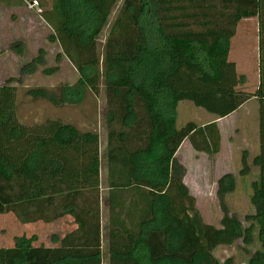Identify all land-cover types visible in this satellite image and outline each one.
<instances>
[{"label":"trees","instance_id":"1","mask_svg":"<svg viewBox=\"0 0 264 264\" xmlns=\"http://www.w3.org/2000/svg\"><path fill=\"white\" fill-rule=\"evenodd\" d=\"M32 0H0V7H21ZM42 18L75 66V84L60 91L28 89L34 99L54 104L80 101L87 90L98 94L101 77L108 95L110 131L107 161L101 137L61 118L25 124L17 112L16 85H0V215L14 213L23 223H52L70 216L76 227L56 245H36V236L15 238L0 247V264H104V222L100 186L107 170L109 264H234L214 253L220 245L241 240L260 248L248 264H264V0H38ZM103 60L98 38L116 7ZM258 19L260 80L253 92L240 88L245 79L231 61L232 39L244 18ZM25 55L22 40L11 44ZM43 50L22 71L43 63ZM103 61V64H102ZM59 66L44 69L53 74ZM256 97L259 103V151L252 164L255 213L245 221L232 214L225 197L236 188L232 173L218 179L223 211L221 227L204 222L196 198L184 182L178 160L184 143L209 156L221 150L218 119ZM191 101L215 116L210 122L188 121L178 127L176 111ZM120 126V129L113 127ZM241 174L251 171L242 155Z\"/></svg>","mask_w":264,"mask_h":264},{"label":"rangeland","instance_id":"2","mask_svg":"<svg viewBox=\"0 0 264 264\" xmlns=\"http://www.w3.org/2000/svg\"><path fill=\"white\" fill-rule=\"evenodd\" d=\"M50 2V0H48ZM121 2L111 15L110 22L105 26L102 35L98 38L100 53L103 60V49L108 32L117 16ZM38 11L30 9L27 4L21 7H0V85L11 78V83L18 88L17 112L21 122L25 124L41 123L47 119L61 118L70 122L82 130L96 131L101 137V158L103 165L107 161V136L110 131L108 124L109 105L108 95L104 83V77L100 80L98 94L87 90L80 101H65L54 104L47 99H34L28 94L29 88L44 87L53 91H60L61 85H73L78 79V73L73 63L65 56L57 59L61 51L58 43L48 39L52 29L38 16ZM258 27L256 19L244 20L240 23L239 33L233 39L231 45L232 58L236 62L245 64L249 68L247 84L249 91L253 92L258 81ZM22 40L25 43V55L19 56L11 49V44ZM42 49L43 63L36 66L30 72L22 71L23 66L31 62ZM103 64V61H102ZM59 66V70L53 74L44 72L45 68ZM245 79V77H244ZM254 86V87H253ZM256 100V101H255ZM247 103L245 107L226 119L219 122L222 129V148L214 156L199 153L184 143L178 160L185 167L184 182L196 198V206L200 210L204 222L221 227L223 211L217 196L218 179L226 173H232L236 180V188L227 194L225 202L232 214L245 221L248 214L255 213V207L251 196L252 183L258 178L259 170L252 164V159L259 151L257 123L259 103L257 99ZM177 125L181 127L188 121L204 124L215 119L202 107H197L191 101L179 103L176 111ZM113 127L120 129L118 124ZM249 154L251 171L241 174L243 169L242 155ZM105 166V165H104ZM102 167L100 195L102 204V220L105 226L103 231V250L105 254L104 264H109L108 256V221L109 211L106 205L108 197L107 170ZM245 224H249L245 221ZM76 224L71 217L57 220L52 223L36 221L23 223L12 212L0 215V247H10L15 244V238L25 235L36 236V245H56L54 235H64L74 229ZM256 240L252 245H246L241 240L232 245H220L215 255L221 260L232 257L234 264H248L250 252L259 249L257 232Z\"/></svg>","mask_w":264,"mask_h":264},{"label":"crops","instance_id":"3","mask_svg":"<svg viewBox=\"0 0 264 264\" xmlns=\"http://www.w3.org/2000/svg\"><path fill=\"white\" fill-rule=\"evenodd\" d=\"M249 19H256V21H257V27H258V19H257V17H249V18H244V19H242L240 22H239V24H238V27H237V32H236V35L233 37V39L237 36V34L239 33V27H240V23L242 22V21H244V20H249ZM233 39H232V41H233ZM257 43H258V38H257ZM258 50H259V48H258ZM257 57H258V60H257V62H258V65H257V76H258V81H257V84H256V88L258 87V85H259V80H260V66H259V55H257ZM230 58H231V52H230ZM232 60L235 62V60L236 59H233L232 58ZM244 65L245 64H242V63H240V62H236V67H237V72H238V75L240 76V77H245V81L244 82H241L240 83V88H242L243 90H245V91H249L247 88H249V86H248V84H247V75H249V71H250V69L249 68H245L244 67ZM254 87V86H253ZM256 99V97H253V98H251L250 100H248L247 102H245L237 111H239L240 109H242L243 107H245L246 105H247V103H249V102H251V101H254ZM256 101V100H255ZM258 101V100H257ZM237 111H235L234 113H232L231 115H229V116H227V117H224V118H219L218 119V122H220L221 120H223V119H226V118H228V117H230V116H232V115H234V114H237ZM258 112V111H257ZM257 131H258V123H257ZM221 133H222V129H221ZM222 142H223V139H222ZM221 148H222V143H221ZM68 217H70V216H68ZM68 217H63V218H61V219H58V220H62V219H64V218H68ZM63 236V235H62Z\"/></svg>","mask_w":264,"mask_h":264},{"label":"built area","instance_id":"4","mask_svg":"<svg viewBox=\"0 0 264 264\" xmlns=\"http://www.w3.org/2000/svg\"><path fill=\"white\" fill-rule=\"evenodd\" d=\"M27 6L30 9H34V10H36L38 12H42L43 11V8L40 7L38 0L27 1Z\"/></svg>","mask_w":264,"mask_h":264}]
</instances>
